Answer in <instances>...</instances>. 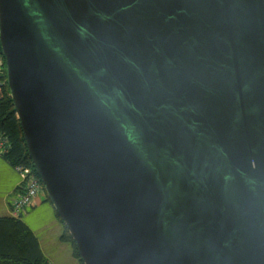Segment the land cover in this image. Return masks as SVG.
<instances>
[{"label": "water", "instance_id": "95a60500", "mask_svg": "<svg viewBox=\"0 0 264 264\" xmlns=\"http://www.w3.org/2000/svg\"><path fill=\"white\" fill-rule=\"evenodd\" d=\"M0 45L84 264H264V0H0Z\"/></svg>", "mask_w": 264, "mask_h": 264}, {"label": "trees", "instance_id": "16d2710c", "mask_svg": "<svg viewBox=\"0 0 264 264\" xmlns=\"http://www.w3.org/2000/svg\"><path fill=\"white\" fill-rule=\"evenodd\" d=\"M0 49L2 52L1 45ZM4 78L5 82L0 85V132L9 137L11 148L2 155L12 165L24 163L31 166L36 173L11 96L7 81L6 64ZM41 185L44 189L42 182ZM46 200L53 204L48 195L46 196ZM56 215L64 227L61 240L70 244L74 257L80 264H84L76 241L60 215L57 212ZM0 264H49L41 251L37 237L25 221L18 216H0Z\"/></svg>", "mask_w": 264, "mask_h": 264}, {"label": "crops", "instance_id": "0c3cea01", "mask_svg": "<svg viewBox=\"0 0 264 264\" xmlns=\"http://www.w3.org/2000/svg\"><path fill=\"white\" fill-rule=\"evenodd\" d=\"M21 177L7 159L0 154V216H18L25 221L37 237L41 251L49 264H80L74 257L68 242L61 240L63 224L55 208L41 190L33 204L21 214L12 209V202L18 197Z\"/></svg>", "mask_w": 264, "mask_h": 264}, {"label": "built area", "instance_id": "2783aa9c", "mask_svg": "<svg viewBox=\"0 0 264 264\" xmlns=\"http://www.w3.org/2000/svg\"><path fill=\"white\" fill-rule=\"evenodd\" d=\"M5 64L6 59L0 49V85L5 82ZM11 148V142L7 135L0 132V154H4ZM14 168L21 177L20 189L18 197L12 202V209L16 214H21L31 204L42 190L39 177L33 168L24 163L14 165Z\"/></svg>", "mask_w": 264, "mask_h": 264}, {"label": "rangeland", "instance_id": "374dc122", "mask_svg": "<svg viewBox=\"0 0 264 264\" xmlns=\"http://www.w3.org/2000/svg\"><path fill=\"white\" fill-rule=\"evenodd\" d=\"M42 190L44 191V193L46 194V191H45V189H43V187H42ZM47 196V195H46ZM78 261V260H77Z\"/></svg>", "mask_w": 264, "mask_h": 264}]
</instances>
